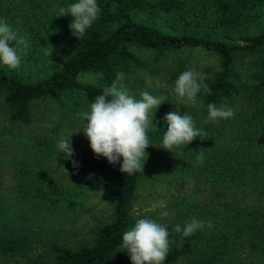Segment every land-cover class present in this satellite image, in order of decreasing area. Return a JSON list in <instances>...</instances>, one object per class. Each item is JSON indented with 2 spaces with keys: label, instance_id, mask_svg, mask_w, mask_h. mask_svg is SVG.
Returning a JSON list of instances; mask_svg holds the SVG:
<instances>
[{
  "label": "rangeland",
  "instance_id": "374dc122",
  "mask_svg": "<svg viewBox=\"0 0 264 264\" xmlns=\"http://www.w3.org/2000/svg\"><path fill=\"white\" fill-rule=\"evenodd\" d=\"M33 1L44 10L51 0H0V19L6 20L18 37L28 42V48L34 49L37 76H40L55 69L63 55L56 44L42 39L40 26L32 14L39 6H29ZM172 21L161 19L158 24L168 25ZM256 29L252 25L216 31L211 37H237L252 34ZM136 55L145 66L125 75L122 84L136 98L143 91L166 97L154 113L155 127L165 123L167 113L178 111L181 115H191L194 122L201 120L207 137L193 140L172 153L162 149V140L150 141L131 215L160 224L183 226L193 219L204 222V228L196 232L198 238L192 251L184 254L170 246L163 264H191L203 255L216 256V264H264V250L250 247L242 233L222 236L223 225L211 219V214L219 210L218 192L228 171L235 174V181L227 187L235 193L243 190L235 203L241 210H250L256 200L255 186L259 188V181L264 182V89L252 90L257 53L237 55L234 67L239 93L230 105H223L234 109L235 115L218 121H207V108L200 101H179L173 92L174 81L170 80L180 60L209 76L217 69L214 53L201 48H182L167 52L156 63L150 61V52L139 50ZM5 71L18 72L23 78L28 76L20 68ZM78 80L100 85L99 76L93 73H81ZM90 104L76 93L65 95L58 102L36 100L31 104L30 121L16 124L8 121L0 102V209L5 210L3 214H8L7 217L9 212L25 214L31 224L28 232L37 241L27 252L0 255V264H27L26 258H35L38 254L48 264V243L56 241L60 245L75 246L88 242L92 231L109 220L111 178L85 168L78 161L93 154L83 131L76 133L81 124L78 113L88 111ZM69 137L74 155L66 160L57 150V143ZM199 149H205L202 164L196 161ZM71 159L78 167H73ZM243 182L246 183L243 185ZM237 184L242 186L236 187ZM241 216L240 220L245 218ZM209 222L212 227L207 226ZM110 264H131V260L119 254Z\"/></svg>",
  "mask_w": 264,
  "mask_h": 264
},
{
  "label": "trees",
  "instance_id": "16d2710c",
  "mask_svg": "<svg viewBox=\"0 0 264 264\" xmlns=\"http://www.w3.org/2000/svg\"><path fill=\"white\" fill-rule=\"evenodd\" d=\"M74 2L76 0H51L44 10L35 1L29 3L31 7L39 6L32 14L40 26L42 39L56 44L63 58L55 69L37 76L35 51L25 49L27 54L22 55L19 68L26 71V78L18 72H6L7 68L0 66V102L10 123L27 124L31 104L36 100L58 102L63 96L76 93L85 102L92 103L96 96L102 94L104 87L112 84L117 73L123 72L125 76L135 68L145 66V62L136 55L139 50L150 52L152 63L160 61L167 52L182 48H201L214 53L218 59L217 69L204 81L210 92L201 91L197 96L206 108L209 103L218 107L230 105L239 93L234 62L240 53H257L252 90L264 89V0H97L101 8L99 19L77 38L69 27L72 17H59V8ZM168 18L173 20L170 24H158L161 19ZM252 25L257 27L252 34L220 39L211 37L216 31L227 32ZM187 69L186 61L180 60L170 80L175 81ZM81 73L97 74L100 85L80 82L78 76ZM195 126L206 132L201 120L195 121ZM166 130V123L150 128L147 132L149 141L162 140ZM206 137L198 136L196 139ZM78 161L85 168L111 178L110 218L92 231L88 242L75 246L60 245L56 241L48 243V264H110L119 254L128 256L120 243L123 233L141 219L134 218L131 209L142 173L127 176L119 170L122 161L113 165L94 154ZM223 179L224 185L218 192L219 210L211 214V219L219 220L223 225L222 236L224 233H242L250 247L264 250V182L259 181V188L255 186L258 189L256 200L250 210L245 211L235 205L238 193L243 190L235 193L227 187L235 181V174L228 171ZM247 181L250 182L249 179ZM4 211L0 209V255L33 249L37 241L28 232L31 229L29 218L18 212H9L10 217H7ZM241 214L245 216L242 220ZM162 225L169 231L170 246L184 254L192 251L198 233L182 237V234L172 231L176 224ZM34 257L26 258L27 264H46L41 255ZM217 260L214 255H203L196 257L191 264H216Z\"/></svg>",
  "mask_w": 264,
  "mask_h": 264
},
{
  "label": "clouds",
  "instance_id": "9594fccd",
  "mask_svg": "<svg viewBox=\"0 0 264 264\" xmlns=\"http://www.w3.org/2000/svg\"><path fill=\"white\" fill-rule=\"evenodd\" d=\"M100 13L97 0H76L67 7L59 8V17H72L69 27L76 38L82 36L99 19ZM28 47V42L23 37H18L17 31L6 20L0 19V66L9 71L18 69ZM123 79L124 73H117L112 84L104 87L102 94L95 97L89 110L78 113L81 124L76 133L83 131L96 157H103L113 165L122 161L120 172L130 176L143 171L147 159L145 150L151 146L147 132L150 128H156L153 124L154 113L166 101V97L143 91L140 98H136L122 84ZM206 79L205 74L189 68L178 75L173 92L179 101L195 103L201 91L210 92L204 83ZM207 112V121L227 120L235 115L231 107H218L214 103L207 105ZM164 121L167 130L162 137V149L170 153L176 148L187 147L198 136L207 135L195 126L192 116L187 113L181 115L178 111L169 112ZM70 137L61 138L57 143V150L66 159L74 155ZM204 151L205 149H199L196 156L198 164L204 161ZM72 163L73 167H78L76 161L73 160ZM64 171L68 176L67 171ZM204 226L203 221L193 219L183 227L177 224L172 231L182 234V237H189ZM207 226L212 227L211 222ZM169 235L165 225L153 219L141 218L123 233L120 247L129 256L131 264H163L171 251Z\"/></svg>",
  "mask_w": 264,
  "mask_h": 264
}]
</instances>
